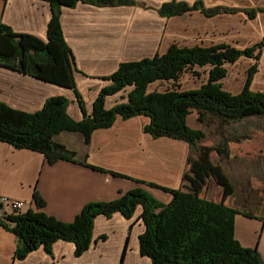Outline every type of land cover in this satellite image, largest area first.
Returning a JSON list of instances; mask_svg holds the SVG:
<instances>
[{
    "label": "crops",
    "instance_id": "0c3cea01",
    "mask_svg": "<svg viewBox=\"0 0 264 264\" xmlns=\"http://www.w3.org/2000/svg\"><path fill=\"white\" fill-rule=\"evenodd\" d=\"M165 1L168 0H136L134 5L116 6L79 2L74 7H62L61 25L77 69L74 71L76 89L89 113L102 87L112 84L107 77L122 62L163 54L173 43L185 47L236 45L237 39H247L249 46L264 37L263 11H258L253 19L244 10L207 16L197 9L170 17L159 13ZM202 1L207 6L264 9V0ZM52 9L48 0H0V22L16 32L47 39ZM256 61L258 69L251 88L264 92V49L260 59H254L253 63ZM243 86L235 91L224 88L238 93ZM132 88L108 95L106 109L127 101ZM125 90L127 94L122 96ZM57 94L69 98L68 112L76 121L84 117L73 89L0 66V100L16 109L36 112L49 97ZM150 119L146 115L128 119L118 115L110 127L96 129L89 143L81 132L58 133L55 140L74 149L76 161L60 159L50 163L39 151L18 149L0 141V197L24 201L22 212L41 210L62 221H73L87 202L112 200L136 187H143L168 203L172 193L147 183L180 187L191 147L182 139L153 138L145 130ZM91 165L119 174L93 169ZM36 190L45 200L43 208L34 202ZM142 211L140 205L129 218L118 211L110 217L98 215L93 225L92 244L79 256L73 242L57 240L52 254L39 247L17 259L14 254L18 237L0 225V264H152L150 257L140 251V235L146 227ZM235 226V236L242 246L256 247L264 259V209H240Z\"/></svg>",
    "mask_w": 264,
    "mask_h": 264
},
{
    "label": "trees",
    "instance_id": "16d2710c",
    "mask_svg": "<svg viewBox=\"0 0 264 264\" xmlns=\"http://www.w3.org/2000/svg\"><path fill=\"white\" fill-rule=\"evenodd\" d=\"M53 16L48 24L47 39L31 33L16 32L0 22V66L19 73L71 88L76 93L84 117L76 121L68 112L69 98L53 95L36 112L16 109L0 100V141L15 148H28L43 153L50 163L60 159L77 160L74 149L55 140L64 131L81 132L86 143L101 127H110L118 115L128 119L146 115L151 119L145 130L153 138L167 136L189 143L191 151L182 185L168 188L148 182L151 187L162 188L173 194L168 203L154 197L149 190L136 187L118 197L103 201L87 202L73 221H62L41 210L8 211L0 202V225L18 237L19 245L14 254L22 259L39 247L53 253V243L67 240L75 244L77 256L87 251L93 241V225L98 215L110 217L114 212L129 218L143 207L142 219L146 225L140 235V251L150 257L152 264H264L256 247L242 246L235 236V216L239 208L211 200L205 196L211 178L220 187L233 193V187L220 164L211 159L212 146L198 147L205 133L189 125L191 113L196 109L199 121H206L214 114L222 122H235L251 116L264 120V92L251 88L258 65L253 63L244 86L238 93H231L223 86L227 75L226 63L233 64L242 57L259 60L264 41L239 48L231 43L210 46H179L173 43L163 54L120 63L107 79L109 86L102 87L88 112L84 99L76 89L74 54L64 37L61 21L62 7H74L79 2L95 6L134 5L136 0H48ZM200 9L207 16L244 10L250 19L263 11V7L239 8L232 6H207L202 0H168L162 3L159 13L175 16ZM210 65L208 80L193 89L149 90L158 81H178L188 69ZM128 100L106 109V97L131 87ZM220 153L228 152V140H223ZM204 151L198 158L194 151ZM226 155V154H225ZM93 169L104 168L93 166ZM119 174L116 171H105ZM189 185V188L183 185ZM38 207L45 200L38 190L33 194ZM105 239V236H101Z\"/></svg>",
    "mask_w": 264,
    "mask_h": 264
},
{
    "label": "rangeland",
    "instance_id": "374dc122",
    "mask_svg": "<svg viewBox=\"0 0 264 264\" xmlns=\"http://www.w3.org/2000/svg\"><path fill=\"white\" fill-rule=\"evenodd\" d=\"M259 41H264V37L257 42ZM237 43L232 45L242 48L247 47L250 42L247 39L242 41L237 39ZM253 62L254 59L242 57L233 64L226 63L228 74L223 81L224 87L233 91L242 87ZM210 68V65L196 66L183 73L178 81H158L152 83L149 90L164 91L173 88L187 90L201 87L208 80ZM126 94L125 90L121 95ZM188 123L205 133L204 138L198 142V147H213L211 159L215 164L222 165L233 187V193H227L213 177L207 184L205 196L242 210L251 207L264 209V120L260 116H251L229 123V121L222 122L214 114H208L206 121H199L195 109L189 116ZM224 139L228 140V152L222 154L219 147L223 148ZM202 152L204 151H194L192 155L198 158ZM183 187L189 188V185L185 184Z\"/></svg>",
    "mask_w": 264,
    "mask_h": 264
},
{
    "label": "built area",
    "instance_id": "2783aa9c",
    "mask_svg": "<svg viewBox=\"0 0 264 264\" xmlns=\"http://www.w3.org/2000/svg\"><path fill=\"white\" fill-rule=\"evenodd\" d=\"M0 202L4 205L3 208L11 211H21L25 206V202L19 199H12L8 196H1Z\"/></svg>",
    "mask_w": 264,
    "mask_h": 264
}]
</instances>
